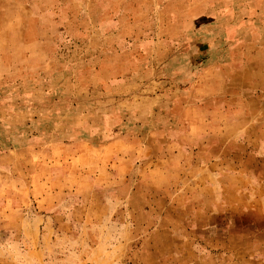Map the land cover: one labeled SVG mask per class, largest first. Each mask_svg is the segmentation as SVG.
Segmentation results:
<instances>
[{
  "label": "rangeland",
  "instance_id": "obj_1",
  "mask_svg": "<svg viewBox=\"0 0 264 264\" xmlns=\"http://www.w3.org/2000/svg\"><path fill=\"white\" fill-rule=\"evenodd\" d=\"M0 264H264V0H0Z\"/></svg>",
  "mask_w": 264,
  "mask_h": 264
}]
</instances>
